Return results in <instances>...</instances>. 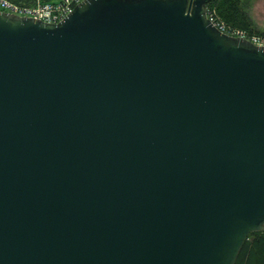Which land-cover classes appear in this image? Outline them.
Returning a JSON list of instances; mask_svg holds the SVG:
<instances>
[{"label":"water","instance_id":"obj_1","mask_svg":"<svg viewBox=\"0 0 264 264\" xmlns=\"http://www.w3.org/2000/svg\"><path fill=\"white\" fill-rule=\"evenodd\" d=\"M208 2L0 10V264H234L264 230V47Z\"/></svg>","mask_w":264,"mask_h":264},{"label":"built area","instance_id":"obj_2","mask_svg":"<svg viewBox=\"0 0 264 264\" xmlns=\"http://www.w3.org/2000/svg\"><path fill=\"white\" fill-rule=\"evenodd\" d=\"M82 0H30L28 2H14L0 0V10L17 16L31 17L46 23H57L66 17ZM209 0L205 6L208 20L222 33L245 39L256 46L264 47V37L254 36L242 30H232L219 21L213 2Z\"/></svg>","mask_w":264,"mask_h":264},{"label":"trees","instance_id":"obj_3","mask_svg":"<svg viewBox=\"0 0 264 264\" xmlns=\"http://www.w3.org/2000/svg\"><path fill=\"white\" fill-rule=\"evenodd\" d=\"M28 2L30 0H11ZM216 15L231 26L252 31V23L243 0H215ZM234 264H264V230L255 231L244 241Z\"/></svg>","mask_w":264,"mask_h":264},{"label":"rangeland","instance_id":"obj_4","mask_svg":"<svg viewBox=\"0 0 264 264\" xmlns=\"http://www.w3.org/2000/svg\"><path fill=\"white\" fill-rule=\"evenodd\" d=\"M243 2L246 5V10L252 23V31L231 26L218 16L219 21L224 25L229 26L232 30L238 29L254 36L264 37V0H243Z\"/></svg>","mask_w":264,"mask_h":264}]
</instances>
